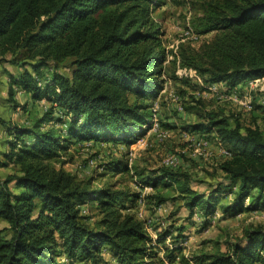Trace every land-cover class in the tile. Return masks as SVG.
<instances>
[{
	"label": "trees",
	"instance_id": "obj_1",
	"mask_svg": "<svg viewBox=\"0 0 264 264\" xmlns=\"http://www.w3.org/2000/svg\"><path fill=\"white\" fill-rule=\"evenodd\" d=\"M163 1L0 0V65L19 68L9 73V101L29 114L25 124L0 117L8 147L0 149V166L12 168L0 176V219L6 222L0 264H70L64 257L112 264L106 256L117 264H264L262 225L247 229L227 250L212 240L188 257L181 243L185 227L169 225L155 240L133 212L146 199L160 209L170 199L162 190L172 185L190 217L196 210L202 214L203 229L218 211L228 219L260 210L261 127L209 112L186 128L208 139L215 133L230 154L219 165L224 180L207 194L192 188L188 174L166 165L146 176L129 160L103 165L104 178L135 174L141 189L134 191L113 179L95 187L98 177L80 178L60 161L74 146L131 147L145 136L154 100L166 93V64L175 66L170 80H182L179 69H191L204 89L224 84L231 94L264 76V0H207L194 26L199 37L215 34L198 48L182 43L175 52L168 51L154 15ZM42 100L50 105L33 115L30 101ZM144 188L153 192L145 196ZM223 195L232 199L222 203ZM89 205L94 214L87 213Z\"/></svg>",
	"mask_w": 264,
	"mask_h": 264
},
{
	"label": "rangeland",
	"instance_id": "obj_2",
	"mask_svg": "<svg viewBox=\"0 0 264 264\" xmlns=\"http://www.w3.org/2000/svg\"><path fill=\"white\" fill-rule=\"evenodd\" d=\"M206 2L207 0H164L157 6L154 15L165 33L164 39L168 51H177L182 43L198 48L215 34L202 35L196 41L191 40L185 34L187 30L197 34L194 19L201 15ZM168 57L173 59L172 54H169ZM18 71L19 68L12 64L0 65V117L15 124H25L29 114L20 108L15 110L8 96L9 73L17 74ZM48 71L52 73L53 68L50 67ZM62 71L70 73V70L62 69ZM174 71V65L166 64V75L163 79L167 82L161 94L165 91L166 93L164 97L161 98L160 95L154 100V103H158L157 113L160 122L157 132L152 133L146 129L145 136L131 147L125 144L94 147L74 146L68 156L60 158V161H67L64 167L80 178L84 176L98 177V182L94 183V186L98 188L113 179L119 180L123 186L127 185L134 191H140L141 188L135 184L136 179L132 178L135 174H115L114 178H104L105 174L101 175V173H106L107 170L103 165L111 159L129 160L131 163L133 162L136 173L146 176L165 167V161L169 157L175 156L179 159V165L173 167L174 170L188 174L190 185L199 193L207 194L220 181H223L224 174L219 169V165L226 155L222 153L221 146L215 145L217 140L211 136L212 145L200 154L186 140L184 135L188 130L186 128H191L190 126L194 122L200 121L205 113L211 112L219 116L230 117L232 121L238 119L244 127L259 126L264 131V82L257 84L251 80L247 85L242 84L238 94L225 92L224 86L220 88L223 93H214L204 89L198 81L191 77L187 78L178 74L180 78H183L182 80H170L169 77ZM17 99L25 103V96L22 92L17 94ZM247 102H251V110H247L245 105ZM44 105L50 104L46 100L37 102V104L30 101L29 107H32L31 112L34 115L40 113L44 109ZM179 107H183V110L179 111ZM6 136L5 128L0 124V149L2 150L8 148L5 143ZM97 152L102 155V158H96L98 159L96 166L91 163V159ZM11 171V167L0 166V176H6ZM100 175L101 178H99ZM176 187L172 185L168 189L162 190L170 199L160 209L159 207L155 208L153 203H148L146 199L147 202L145 201L144 205L139 203L133 212L148 223V229L155 240L158 239V232L164 231L169 225H173L175 228L185 227L181 243L185 249L184 254L188 257L197 254L205 242L212 240H217L221 249L227 250L228 243H233L237 237L243 236L247 229L257 225L264 226L263 207L260 210L245 212L225 220L222 213H216L212 224L203 229L202 214L196 210L193 217H190L189 210L185 206L184 200L180 198V192ZM143 192L147 196L153 191L150 188H144ZM231 199L232 196H221L222 203H227ZM94 211L95 209L89 205L87 213L91 215L94 214ZM5 225L6 222L0 219V228ZM170 242L171 237L165 243L169 245ZM106 259L112 264H117L110 256H106ZM63 260L70 264H83L80 261H69L66 257ZM174 264H180L179 260Z\"/></svg>",
	"mask_w": 264,
	"mask_h": 264
},
{
	"label": "built area",
	"instance_id": "obj_3",
	"mask_svg": "<svg viewBox=\"0 0 264 264\" xmlns=\"http://www.w3.org/2000/svg\"><path fill=\"white\" fill-rule=\"evenodd\" d=\"M185 34H186V36L188 38H190L193 41H196L199 38V35L195 34L191 30H187ZM179 74H180V76H186V77L198 78L199 79L196 71L191 70V69H179ZM253 82H255L257 84L264 82V76L254 79ZM209 90L211 92H214V93L222 92L218 85H213V86L209 87ZM245 105H246L247 110H251L252 109L251 102H247ZM157 107H158V103L155 102L154 103V108H153L154 111H155V115L151 119V121L148 123V125L146 126V129H149V131L152 132V133L155 132V131L157 132V130L160 127L159 117H158V113H157V111H158ZM178 109H179V111H182L183 107H179ZM184 135L186 137V140L193 145V147L195 148L196 152H199L200 154L202 153L203 150H205L206 148H208V147H210L212 145V141L210 139H208L205 135L202 136V134H200L198 132L185 131ZM215 144H217V146L218 145L221 146L222 153L224 155H226V156L230 155L229 152L227 151V149L222 145V143L220 141L217 140V142H215ZM98 159H100V158H98ZM98 159H96V158L93 159L92 158L91 159V163L95 164L97 166ZM165 165L166 166H170V167L178 166L179 165L178 157H175V156L169 157L165 161Z\"/></svg>",
	"mask_w": 264,
	"mask_h": 264
},
{
	"label": "crops",
	"instance_id": "obj_4",
	"mask_svg": "<svg viewBox=\"0 0 264 264\" xmlns=\"http://www.w3.org/2000/svg\"><path fill=\"white\" fill-rule=\"evenodd\" d=\"M222 86H225L224 84H220V87H222ZM239 88H241V87H239ZM216 134L215 133H212V137H214L216 140H218L217 139V137L215 136ZM215 145H217V144H215ZM219 146V145H218ZM246 203L248 204L249 203V199H247L246 200ZM217 213H219V211L217 212ZM221 213V212H220ZM245 213V212H244ZM226 218H224V220H225Z\"/></svg>",
	"mask_w": 264,
	"mask_h": 264
}]
</instances>
